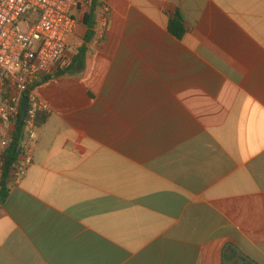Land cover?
<instances>
[{"label": "crops", "instance_id": "1", "mask_svg": "<svg viewBox=\"0 0 264 264\" xmlns=\"http://www.w3.org/2000/svg\"><path fill=\"white\" fill-rule=\"evenodd\" d=\"M98 3L33 88L50 110L0 264H264V0Z\"/></svg>", "mask_w": 264, "mask_h": 264}, {"label": "built area", "instance_id": "2", "mask_svg": "<svg viewBox=\"0 0 264 264\" xmlns=\"http://www.w3.org/2000/svg\"><path fill=\"white\" fill-rule=\"evenodd\" d=\"M92 4L93 0H0V153L21 117L22 98H28L21 117L20 152L9 178L13 186L32 164L38 115L50 110L33 88L67 65V41L77 24L74 13L89 12ZM107 14L104 7L100 14L104 23Z\"/></svg>", "mask_w": 264, "mask_h": 264}, {"label": "trees", "instance_id": "3", "mask_svg": "<svg viewBox=\"0 0 264 264\" xmlns=\"http://www.w3.org/2000/svg\"><path fill=\"white\" fill-rule=\"evenodd\" d=\"M101 7L98 3V0H93L92 7L90 8L89 13L84 14L82 18V24L87 28L86 33L83 37L84 45L81 47L79 51V57L85 54V44H87L94 36V16L96 15L97 9ZM168 31L176 38L180 39L182 34L184 33V24L179 15H175L168 22ZM59 74V73H58ZM57 74V75H58ZM55 74L46 77L43 81L39 82L34 88L39 87L46 83L49 80L55 78ZM23 119L19 117L17 119L12 138L10 140L7 148L0 153V203L4 202L8 196V192L10 189V173L13 168V165L19 156L20 152V144H21V125ZM46 122V116L44 114L38 115L37 118V126L41 127Z\"/></svg>", "mask_w": 264, "mask_h": 264}, {"label": "water", "instance_id": "4", "mask_svg": "<svg viewBox=\"0 0 264 264\" xmlns=\"http://www.w3.org/2000/svg\"><path fill=\"white\" fill-rule=\"evenodd\" d=\"M27 104H28V98L26 96H24L22 98L21 107H20V112H21V117L22 118L24 117V114L26 112Z\"/></svg>", "mask_w": 264, "mask_h": 264}, {"label": "rangeland", "instance_id": "5", "mask_svg": "<svg viewBox=\"0 0 264 264\" xmlns=\"http://www.w3.org/2000/svg\"><path fill=\"white\" fill-rule=\"evenodd\" d=\"M78 16L80 17L81 14L79 13ZM20 27L23 28L22 25H21ZM73 47H74V45H73ZM73 47H72V48H73ZM70 50H71V46L68 47V50H67V54H68V55L71 53Z\"/></svg>", "mask_w": 264, "mask_h": 264}]
</instances>
